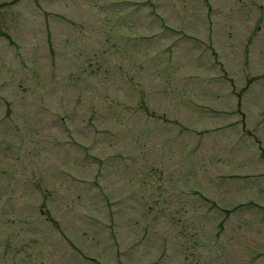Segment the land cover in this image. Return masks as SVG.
<instances>
[{
    "label": "rangeland",
    "instance_id": "1",
    "mask_svg": "<svg viewBox=\"0 0 264 264\" xmlns=\"http://www.w3.org/2000/svg\"><path fill=\"white\" fill-rule=\"evenodd\" d=\"M263 253L264 0H0V264Z\"/></svg>",
    "mask_w": 264,
    "mask_h": 264
}]
</instances>
